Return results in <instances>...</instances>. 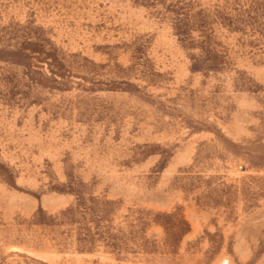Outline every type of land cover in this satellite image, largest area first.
<instances>
[{"label":"rangeland","instance_id":"1","mask_svg":"<svg viewBox=\"0 0 264 264\" xmlns=\"http://www.w3.org/2000/svg\"><path fill=\"white\" fill-rule=\"evenodd\" d=\"M0 264H264V0H0Z\"/></svg>","mask_w":264,"mask_h":264}]
</instances>
